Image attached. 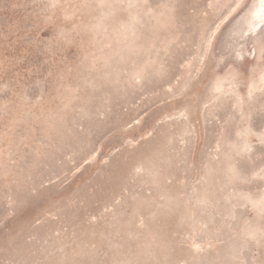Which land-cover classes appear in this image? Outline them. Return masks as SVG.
Returning a JSON list of instances; mask_svg holds the SVG:
<instances>
[{
	"label": "rangeland",
	"instance_id": "obj_1",
	"mask_svg": "<svg viewBox=\"0 0 264 264\" xmlns=\"http://www.w3.org/2000/svg\"><path fill=\"white\" fill-rule=\"evenodd\" d=\"M257 3L0 0V264H264Z\"/></svg>",
	"mask_w": 264,
	"mask_h": 264
},
{
	"label": "bare ground",
	"instance_id": "obj_2",
	"mask_svg": "<svg viewBox=\"0 0 264 264\" xmlns=\"http://www.w3.org/2000/svg\"><path fill=\"white\" fill-rule=\"evenodd\" d=\"M249 12L250 16L248 19H250L251 22L249 29L255 33L259 24L264 20V0H258V3L253 8H251ZM255 18H257V20H254Z\"/></svg>",
	"mask_w": 264,
	"mask_h": 264
}]
</instances>
